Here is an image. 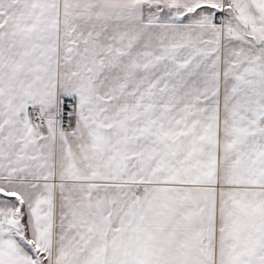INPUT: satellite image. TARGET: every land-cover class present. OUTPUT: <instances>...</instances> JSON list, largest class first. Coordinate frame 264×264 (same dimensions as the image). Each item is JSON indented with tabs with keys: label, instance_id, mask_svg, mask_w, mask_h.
Segmentation results:
<instances>
[{
	"label": "snow or ice",
	"instance_id": "obj_1",
	"mask_svg": "<svg viewBox=\"0 0 264 264\" xmlns=\"http://www.w3.org/2000/svg\"><path fill=\"white\" fill-rule=\"evenodd\" d=\"M0 264H264V0H0Z\"/></svg>",
	"mask_w": 264,
	"mask_h": 264
}]
</instances>
